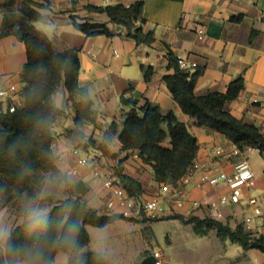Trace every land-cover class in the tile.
<instances>
[{"label":"crops","instance_id":"crops-1","mask_svg":"<svg viewBox=\"0 0 264 264\" xmlns=\"http://www.w3.org/2000/svg\"><path fill=\"white\" fill-rule=\"evenodd\" d=\"M38 1L42 4L38 9L47 19L35 21L34 25L54 39L58 49L68 46L79 49V83L87 89L94 110V121L82 126L85 134L83 143L89 136L102 142L105 129L113 121L121 124L123 110L127 109L122 103V96L138 99L141 103L148 99L164 112L175 111L179 120L187 124L199 143L195 160L202 164L210 162L217 169L233 168L239 158L216 157L213 152L215 147L227 146L231 141L220 132L196 125L193 118L181 110L168 88L164 75L174 72L168 67V46L176 55L197 62L193 71L198 67L203 69L195 84L196 95L225 91L232 80L243 74L244 89L225 108L236 117L256 124L264 134V0H143L146 18L143 27L155 34L151 44H137L133 38L126 36L123 28L109 22L105 13L86 9L89 4L129 5L136 0ZM71 14L108 22L113 35H87L74 27ZM2 21L0 11V89L9 90L11 85H15L17 91L0 96V111L6 110L10 101L22 104L24 83L21 71L28 59L26 44L13 34H3ZM199 25L206 29L207 35L203 40L196 34ZM253 29L258 33L251 40ZM142 65L153 66L149 80L144 76ZM67 97L63 86L54 95L56 105L65 109L66 113L53 124L52 148L59 168L66 174L76 194L100 213L112 214L106 207L109 190L101 178L94 177L92 165L81 166L79 173H73L78 161L73 147H79L81 154L91 161L96 159L103 175H117L118 169L138 181L143 188L139 200L159 192L162 183L155 180L151 165L135 155L138 151L121 150L117 137L106 141L108 153L96 145L85 147L68 138L67 130L74 127V109ZM255 152L259 159L254 157ZM248 161L258 174L256 186L250 192L259 198L264 210V176L261 174L264 156L254 151L248 155ZM197 179L196 173L190 177L181 206H178L176 193L172 190L165 193L163 203L166 212L158 219L139 214L131 219L118 218L101 227L87 225L89 242L84 250L102 253L104 264H141L145 253L157 246L167 255L164 264H264V252L261 250H244L230 239H221L214 230L197 234L191 223L174 217L208 216L232 227L242 223L248 229L264 234V221L258 217L254 216L249 226L244 223L248 214L239 218V207L247 204L246 196L239 204H223L220 196L230 192L226 184L197 186ZM194 201L199 204L194 205ZM5 223L0 218L1 236L8 235ZM160 226L164 229L159 230ZM160 237H164V246L159 242ZM68 260L69 253L60 250L52 264H68ZM17 264L29 263L19 261Z\"/></svg>","mask_w":264,"mask_h":264},{"label":"trees","instance_id":"trees-1","mask_svg":"<svg viewBox=\"0 0 264 264\" xmlns=\"http://www.w3.org/2000/svg\"><path fill=\"white\" fill-rule=\"evenodd\" d=\"M41 6L38 0H0L2 33L13 34L22 40L28 55L21 71L23 102L14 111H0V193L11 194L17 211L25 216L10 232L5 251L0 252V264H17L19 261L35 264L37 252L41 253L40 264H52L60 250L69 253L68 264H104L102 253L84 250L89 242L86 226L101 227L125 217L117 213H100L90 206L76 194L66 174L59 168L52 148L53 124L65 115L66 110L56 105V92L62 86L65 87L67 101L74 109V127L66 132L73 143L85 147L96 145L108 153L106 141L117 137L121 142V150L138 151L142 161L151 165L155 180L162 184L176 185L188 172L197 156L199 143L175 111L164 112L158 104L148 99L141 103L138 99L125 96H122V103L127 109L123 110L121 124L113 121L105 129L102 142L89 136L83 143L85 134L82 126L94 121V110L87 89L79 83V49L69 46L58 49L55 40L34 25L35 21L47 19L38 9ZM86 9L105 13L109 22L123 28L126 36L133 38L137 44H151L155 40L154 31L143 27L146 23L143 0H136L129 5L89 4ZM70 18L74 27L87 35H113L108 22L78 14H71ZM257 33L256 29L252 30L251 40ZM166 55L168 67L174 72L165 74L164 79L181 110L193 118L196 125L224 134L240 148L251 145L264 155L261 128L236 117L225 108L244 89V75L240 74L232 80L225 91L199 96L195 94L194 88L203 69L198 67L193 71L180 67L177 55L169 46ZM142 69L149 80L154 71L153 66L142 65ZM112 155L116 156V153ZM41 173L49 174L54 179L55 188L63 186L65 196L56 198L54 194L47 193L39 199L42 183L36 186L33 176ZM116 174L123 187L140 199L143 193L141 184L118 169ZM35 205L47 207L42 210L47 222L41 227L32 228L28 217ZM174 217L191 223L197 234L214 230L221 239H230L244 250L257 248L264 252V234L247 229L242 223L232 227L208 216ZM150 253L147 251L145 256Z\"/></svg>","mask_w":264,"mask_h":264},{"label":"built area","instance_id":"built-area-1","mask_svg":"<svg viewBox=\"0 0 264 264\" xmlns=\"http://www.w3.org/2000/svg\"><path fill=\"white\" fill-rule=\"evenodd\" d=\"M196 34L200 40L205 39L207 35L205 27L201 25L197 26ZM177 57L178 63L182 68L193 69L197 66V62L195 61H188L180 55H177ZM16 91L17 87L15 85H11L9 90L0 89V96H6L10 92L14 94ZM16 107L17 104L10 101L7 109L9 111H14ZM254 151L259 150L251 145L240 148L232 142L227 146L215 147L213 152L216 157L239 158V160L234 163L231 170L213 168L210 162L202 164L199 161L194 160V163L188 169V172L178 181L176 185H172L170 183L162 184L159 192L152 194L149 198L144 200H139L135 196L131 195L123 187L121 180L117 175H103L96 159L91 161L88 156L81 154L79 147H73V152L78 154V161L77 166L73 168L72 171L73 173H79L81 166L91 164L93 167L94 177L101 178L104 186L109 190V195L106 199L107 209L112 213L120 214L121 216L129 219L134 218L143 212L152 219L162 217L166 212L163 198L165 193L169 190H172L178 195V206L183 205L185 188L189 183L190 177L196 173L198 177L196 182L197 186H217L224 183L229 187L230 192L220 196V201L223 204L230 202L239 204L246 196V202L250 206L252 213L245 216L244 223L249 226L252 223L254 216L258 217L259 220L264 221V210L262 204L259 198L250 192L254 190L258 176L256 170L251 167L248 161V155ZM135 155L138 156V152ZM261 174L264 176V166ZM193 204L198 205L199 202L194 201ZM218 215H220V213H218ZM150 254L154 256L155 264H164L167 260V255L164 250L158 246L154 247Z\"/></svg>","mask_w":264,"mask_h":264},{"label":"rangeland","instance_id":"rangeland-1","mask_svg":"<svg viewBox=\"0 0 264 264\" xmlns=\"http://www.w3.org/2000/svg\"><path fill=\"white\" fill-rule=\"evenodd\" d=\"M254 157H257V159H259L258 157V153L255 152ZM35 175V174H34ZM37 176H33V183H36V186H39L41 183L42 185L41 187V191L39 193V199L44 197L45 194L47 193H52L55 195L56 198H62L65 196V191L63 190V186H59L57 188H55V181L54 179H52L49 174L46 173H41V174H36ZM11 194L9 193H0V218L1 220L3 219V221L5 220V227H6V234H8L7 236H1L0 235V252L4 253L5 251V243L6 240L10 234V232L13 230V228L21 223L24 219L25 216L19 214V212L17 211L16 207L14 206L13 201L10 198ZM247 203V202H246ZM39 204V203H38ZM40 205V204H39ZM40 206L35 205L34 207V211H42L47 209V207L45 208H39ZM241 214L239 215V218H243V216H245V214H250L251 213V209L250 206L248 204H244V206H240L239 207ZM141 215H145V213H141ZM4 223V222H2ZM164 227L160 226L159 230H163ZM248 229V228H247ZM163 240V241H162ZM160 244L161 246H164V237H160Z\"/></svg>","mask_w":264,"mask_h":264},{"label":"clouds","instance_id":"clouds-1","mask_svg":"<svg viewBox=\"0 0 264 264\" xmlns=\"http://www.w3.org/2000/svg\"><path fill=\"white\" fill-rule=\"evenodd\" d=\"M30 227L37 228L46 224V216L42 211H33L29 217ZM41 253L35 254V264H40Z\"/></svg>","mask_w":264,"mask_h":264},{"label":"water","instance_id":"water-1","mask_svg":"<svg viewBox=\"0 0 264 264\" xmlns=\"http://www.w3.org/2000/svg\"><path fill=\"white\" fill-rule=\"evenodd\" d=\"M141 264H155L154 256L150 254L144 257V259L141 261Z\"/></svg>","mask_w":264,"mask_h":264}]
</instances>
